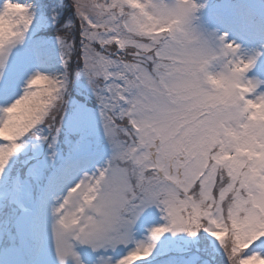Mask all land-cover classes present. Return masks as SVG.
Instances as JSON below:
<instances>
[{"label": "snow or ice", "instance_id": "1", "mask_svg": "<svg viewBox=\"0 0 264 264\" xmlns=\"http://www.w3.org/2000/svg\"><path fill=\"white\" fill-rule=\"evenodd\" d=\"M0 264H264V0H0Z\"/></svg>", "mask_w": 264, "mask_h": 264}]
</instances>
